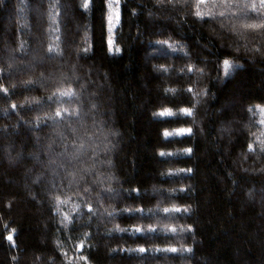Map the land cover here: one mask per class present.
<instances>
[{"label":"trees","instance_id":"obj_1","mask_svg":"<svg viewBox=\"0 0 264 264\" xmlns=\"http://www.w3.org/2000/svg\"><path fill=\"white\" fill-rule=\"evenodd\" d=\"M117 1L119 51H109L110 0H0V264H264V150L245 127L249 107L264 105V44L222 82L217 63L233 53L213 22L182 18L176 0ZM227 2L250 5L226 15L244 31L264 23V0ZM168 37L207 75L156 73L165 56L189 62L157 43ZM193 105L180 118L151 115ZM175 126L189 131L162 136ZM173 146L186 151L158 155ZM73 170L89 174L93 211L67 219L53 197L72 190ZM160 199L181 205L171 215L189 227L145 229Z\"/></svg>","mask_w":264,"mask_h":264},{"label":"clouds","instance_id":"obj_2","mask_svg":"<svg viewBox=\"0 0 264 264\" xmlns=\"http://www.w3.org/2000/svg\"><path fill=\"white\" fill-rule=\"evenodd\" d=\"M158 2H163V0H158ZM169 3H172V0H168ZM177 3L180 4L182 8L181 17L185 18L187 16L194 17L198 22L203 23L205 20L213 22L217 28L212 29L213 34L218 38L222 39L227 44V49H229L233 55L226 56L220 59L217 63L218 78L223 82L225 76L223 75V62L228 60L232 66L242 67L241 61L238 59L240 55H246L249 53H259L261 52L260 45L264 44V23H256L252 24L255 32H247L244 31L243 28L239 24H233L232 21L226 18L227 13L231 12L234 8H246L250 7V5L245 4H236L229 3L227 0H206L205 3H198V0H176ZM197 8H199L202 15L197 16ZM211 27V25H210ZM244 27H249V25H245ZM171 42V44H170ZM159 45H169L173 52L179 49V52L184 55L185 58L188 59L189 62L184 64H173L172 60L165 56V62L163 63H155L152 64V68L156 73H173L180 74L186 71H189V68L192 71H195L201 75L206 76L207 70L199 66L196 62L190 59V53L188 52V46L186 44H182L180 41L172 40L171 37L161 39L157 42ZM153 55V54H152ZM167 69V71H164ZM164 82L169 86L164 88L163 91L168 95H175L178 93L181 88L179 84H173L169 82L168 76L163 77ZM49 94V93H46ZM200 96L206 95V90L201 88L199 91ZM199 101H197L198 103ZM187 108L184 106H168L163 108H156L152 111L151 115L153 117L157 116H165L171 118H180L185 114L182 109ZM164 109H168L169 111L165 112ZM195 112V105H193L191 109V113ZM249 113V121L245 125L248 129V134L250 136L249 143L259 147L261 150H264V106H250L248 109ZM188 128L185 126H175L171 128H166L162 130V136L164 138L175 137L181 133L187 132ZM182 151H186V149H181L173 146L171 149H160L158 155L160 156H168L174 155L176 153H180ZM172 171L180 172L182 169L180 168H165L161 170L160 175L163 177L168 176V174ZM74 176L72 181V190L64 193L63 195L54 196V200L59 204L67 203L69 205V216L67 219H70V214L73 212H78L81 207L88 209L89 205L92 206L91 203H86L91 196V186L88 182V173L84 170H81L79 174H76L75 170L71 173ZM91 183H96L95 177H92ZM178 187L182 188V186L172 185L167 187L166 191L168 193H175L178 190ZM173 206L177 208H181L175 201H165V200H157V202L153 205V208L156 211V215L153 218L152 223H148L144 225L145 229L156 227L159 229L160 227H168L174 226L176 229L184 230L189 227L186 224H181L179 220H174L171 213L172 211L165 212V208L171 209ZM185 211H188V208H184ZM108 209H105L107 212ZM118 225L113 223L109 228V231H114Z\"/></svg>","mask_w":264,"mask_h":264},{"label":"snow or ice","instance_id":"obj_3","mask_svg":"<svg viewBox=\"0 0 264 264\" xmlns=\"http://www.w3.org/2000/svg\"><path fill=\"white\" fill-rule=\"evenodd\" d=\"M205 2H206V0H198V3H205ZM84 7H88V0H85ZM196 14H197V16L202 15V13L200 12L199 8H197V12H196ZM117 19L119 20L120 17L118 16ZM249 27H250V28H254L255 26H253V25H249ZM110 43H111V42H110ZM111 50H112V49H111V47H110V48H109V51H111ZM115 50H116V51H119L118 48L115 49ZM230 67H231L230 62H229L228 60H225V61L223 62V70H224V72L227 73ZM164 71H167V69H164ZM191 71H192V69L189 68V72H191ZM0 91L8 92L9 90H8L7 88H0ZM189 91H191V89H189ZM61 94H62V95H67L68 93H61ZM11 107H12V108H16V105L13 104V105H11ZM163 111L167 112V111H169V110H168V109H164ZM182 111L185 112V114H190V113H191V109H189V108H184V109H182ZM188 131H189V130H188ZM251 147H252V146L249 145V149H250V150H251ZM87 210H88V212H92V211H93L92 206L89 205V207H88ZM164 211H165L166 213L169 212V211H172V212H179V211H181V208H177V207L173 206L171 209H169V208H165ZM153 230H154L153 228H149V229H148V231H153ZM167 230H168V231L175 232V231H176V228H175L174 226H168V227H167ZM114 231H116V232L131 231L132 233H139V232H142L143 229H142L140 226H134L132 229H125V228H121V227L118 225V226L116 227V229H114ZM77 248H78L79 250L83 251L84 244H82V243H78V244H77ZM120 250H121V251H125V250H127V251H139V252L143 253V252L146 251V248L143 247V246H138L137 249H132V248L124 249V248H121ZM169 250L172 251V252H175V251H176L175 248H171V249H169ZM85 259H86L85 257H83V256L81 257V260H85Z\"/></svg>","mask_w":264,"mask_h":264},{"label":"rangeland","instance_id":"obj_4","mask_svg":"<svg viewBox=\"0 0 264 264\" xmlns=\"http://www.w3.org/2000/svg\"><path fill=\"white\" fill-rule=\"evenodd\" d=\"M117 17H118V1L117 0H110L109 10H108V31H109L108 42H109V45H110L112 50L116 49V47L114 46V43H113L114 42L113 41V33H114V29L118 23ZM261 106H264V105H261Z\"/></svg>","mask_w":264,"mask_h":264}]
</instances>
